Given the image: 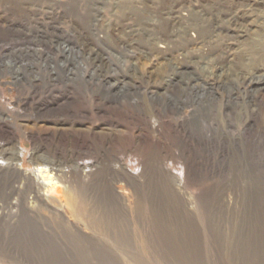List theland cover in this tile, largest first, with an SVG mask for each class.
Masks as SVG:
<instances>
[{
  "label": "rangeland",
  "instance_id": "obj_1",
  "mask_svg": "<svg viewBox=\"0 0 264 264\" xmlns=\"http://www.w3.org/2000/svg\"><path fill=\"white\" fill-rule=\"evenodd\" d=\"M259 73L264 0H0V264H264Z\"/></svg>",
  "mask_w": 264,
  "mask_h": 264
},
{
  "label": "bare ground",
  "instance_id": "obj_2",
  "mask_svg": "<svg viewBox=\"0 0 264 264\" xmlns=\"http://www.w3.org/2000/svg\"><path fill=\"white\" fill-rule=\"evenodd\" d=\"M233 11V10H232ZM235 14V13H234ZM220 22V21H219ZM218 26H220V25H218ZM220 29V28H219ZM221 30V29H220ZM252 76V75H251ZM260 77H263V80H264V73H259L258 74V76L257 77H255V76H252V78H251V80L253 81V79H259ZM64 99H67V97L64 95ZM103 105V104H102ZM69 110V109H68ZM131 113V112H130ZM61 134V133H60ZM59 136V135H58ZM64 136H65V134H64ZM71 137H73V136H71ZM74 138V137H73ZM188 168L190 169V164L188 165ZM17 169V168H16ZM188 169V170H189ZM41 170V169H40ZM41 173V175H42V177H43V180L44 181H46L47 182V184L48 185H51L52 186V188H54V187H56V185L57 184H59V182L57 181V180H55V177L53 176V172L52 173H50V172H48V170H46V169H43L42 171H40ZM35 179V178H34ZM37 180H39V179H37ZM39 185V184H38ZM46 185V184H45ZM118 188V187H117ZM52 190V189H51ZM50 190V191H51ZM62 190V189H61ZM114 190V192L116 191L117 192V190L116 189H113ZM60 192V191H59ZM113 192V191H112ZM47 194V193H46ZM58 194V193H57ZM56 194V195H57ZM121 194V193H120ZM114 196V195H113ZM53 197V196H52ZM127 198V197H126ZM60 203H61V205L62 206H64V203H63V201L60 199ZM72 207H73V205H72Z\"/></svg>",
  "mask_w": 264,
  "mask_h": 264
}]
</instances>
